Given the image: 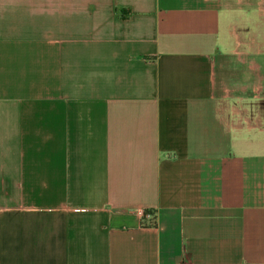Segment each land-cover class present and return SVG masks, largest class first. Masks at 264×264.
I'll list each match as a JSON object with an SVG mask.
<instances>
[{
  "label": "crops",
  "instance_id": "obj_1",
  "mask_svg": "<svg viewBox=\"0 0 264 264\" xmlns=\"http://www.w3.org/2000/svg\"><path fill=\"white\" fill-rule=\"evenodd\" d=\"M0 264H264V0H0Z\"/></svg>",
  "mask_w": 264,
  "mask_h": 264
},
{
  "label": "trees",
  "instance_id": "obj_2",
  "mask_svg": "<svg viewBox=\"0 0 264 264\" xmlns=\"http://www.w3.org/2000/svg\"><path fill=\"white\" fill-rule=\"evenodd\" d=\"M151 226H155L156 225V219L153 218L150 223H149Z\"/></svg>",
  "mask_w": 264,
  "mask_h": 264
}]
</instances>
